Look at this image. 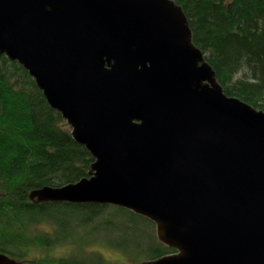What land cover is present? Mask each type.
Returning <instances> with one entry per match:
<instances>
[{"label": "water", "instance_id": "water-1", "mask_svg": "<svg viewBox=\"0 0 264 264\" xmlns=\"http://www.w3.org/2000/svg\"><path fill=\"white\" fill-rule=\"evenodd\" d=\"M0 56L95 159L31 200L153 221L177 253L143 264H264V111L225 94L173 0H0Z\"/></svg>", "mask_w": 264, "mask_h": 264}, {"label": "trees", "instance_id": "trees-1", "mask_svg": "<svg viewBox=\"0 0 264 264\" xmlns=\"http://www.w3.org/2000/svg\"><path fill=\"white\" fill-rule=\"evenodd\" d=\"M173 1L225 94L264 111V0ZM94 162L28 71L0 56V253L19 264H112L90 255L94 245L138 263L177 253L153 221L122 207L31 200L87 178Z\"/></svg>", "mask_w": 264, "mask_h": 264}, {"label": "rangeland", "instance_id": "rangeland-1", "mask_svg": "<svg viewBox=\"0 0 264 264\" xmlns=\"http://www.w3.org/2000/svg\"><path fill=\"white\" fill-rule=\"evenodd\" d=\"M126 243L128 245H131L129 243V241H127ZM60 250L65 252V253H59V255H62V256L68 255V254H66V252L69 253V254L71 252L67 248H60ZM93 251H97L100 256H102L105 260H107L108 262H110L112 264H142L143 263L141 260H139V262H141V263L135 262L134 260L132 261L123 252H120V251H118L116 249H113V248H109V246L108 247L107 246L105 247L103 245H101V246L94 245L91 248L90 255L93 254L92 253Z\"/></svg>", "mask_w": 264, "mask_h": 264}]
</instances>
